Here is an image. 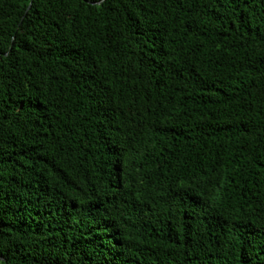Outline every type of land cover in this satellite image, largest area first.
I'll use <instances>...</instances> for the list:
<instances>
[{
    "label": "trees",
    "instance_id": "obj_1",
    "mask_svg": "<svg viewBox=\"0 0 264 264\" xmlns=\"http://www.w3.org/2000/svg\"><path fill=\"white\" fill-rule=\"evenodd\" d=\"M0 264H264V0H0Z\"/></svg>",
    "mask_w": 264,
    "mask_h": 264
}]
</instances>
